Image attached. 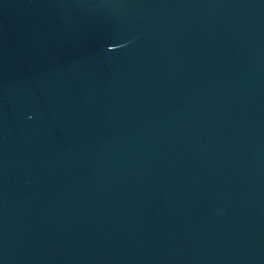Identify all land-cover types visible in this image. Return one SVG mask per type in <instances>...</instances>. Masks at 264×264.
Returning a JSON list of instances; mask_svg holds the SVG:
<instances>
[{"label": "water", "instance_id": "95a60500", "mask_svg": "<svg viewBox=\"0 0 264 264\" xmlns=\"http://www.w3.org/2000/svg\"><path fill=\"white\" fill-rule=\"evenodd\" d=\"M0 264H264V0H0Z\"/></svg>", "mask_w": 264, "mask_h": 264}]
</instances>
